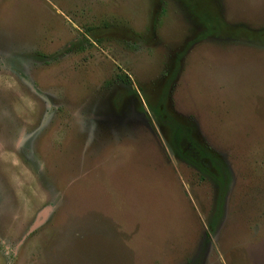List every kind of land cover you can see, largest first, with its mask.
Instances as JSON below:
<instances>
[{
  "label": "rangeland",
  "instance_id": "rangeland-1",
  "mask_svg": "<svg viewBox=\"0 0 264 264\" xmlns=\"http://www.w3.org/2000/svg\"><path fill=\"white\" fill-rule=\"evenodd\" d=\"M0 264H264V0H0Z\"/></svg>",
  "mask_w": 264,
  "mask_h": 264
},
{
  "label": "flooded vegetation",
  "instance_id": "flooded-vegetation-1",
  "mask_svg": "<svg viewBox=\"0 0 264 264\" xmlns=\"http://www.w3.org/2000/svg\"><path fill=\"white\" fill-rule=\"evenodd\" d=\"M191 147H192V146H191V143L188 142V143L184 146L183 150H184V151H185V150H188V149H191V150H192ZM195 154L198 155L197 153H195Z\"/></svg>",
  "mask_w": 264,
  "mask_h": 264
}]
</instances>
